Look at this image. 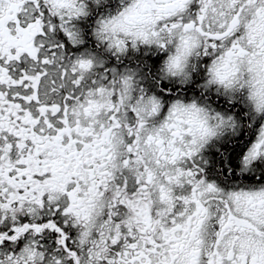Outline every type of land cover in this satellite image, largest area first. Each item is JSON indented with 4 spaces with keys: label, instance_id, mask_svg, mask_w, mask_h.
<instances>
[{
    "label": "snow or ice",
    "instance_id": "1",
    "mask_svg": "<svg viewBox=\"0 0 264 264\" xmlns=\"http://www.w3.org/2000/svg\"><path fill=\"white\" fill-rule=\"evenodd\" d=\"M0 264H264V0H0Z\"/></svg>",
    "mask_w": 264,
    "mask_h": 264
}]
</instances>
